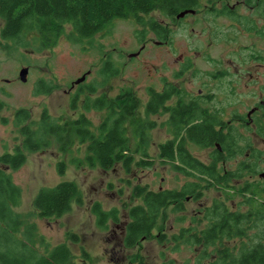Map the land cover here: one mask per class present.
Returning <instances> with one entry per match:
<instances>
[{
  "label": "rangeland",
  "instance_id": "rangeland-1",
  "mask_svg": "<svg viewBox=\"0 0 264 264\" xmlns=\"http://www.w3.org/2000/svg\"><path fill=\"white\" fill-rule=\"evenodd\" d=\"M215 5L216 0H200L195 13L179 19L166 17L158 11L142 14L140 21L131 16L115 19L91 39L84 41H74L68 37V24L64 25V33L53 36L49 42L45 40L43 45L30 34L26 36L30 39L26 46L23 40L6 41L0 36V153L12 152L16 145H21L23 138L19 133L20 127L14 124V113L22 108L30 115L24 123L32 129L37 127L43 111H46L61 121L77 118L84 113L96 131L107 110H84L87 85L96 86V91L89 94L91 99L102 93L114 98L126 88L132 90L139 100L137 116L143 115L149 98L147 88L161 90L165 82L174 84L190 96L198 95L199 90L216 94L212 97V104L219 102L220 106L225 105L223 110L221 108L220 117L227 126H233L230 130L235 128L234 117L229 114L234 102L239 111L247 113L250 106L259 101L261 92L264 93V80H243L244 86L241 85L236 91L238 101L234 100L236 97L229 96L228 80H216L218 69L233 71L230 63L235 59L231 55V44L221 40L216 33L220 18L216 16V11H212ZM151 21L170 30L167 36L158 38L148 26ZM2 27L0 18V31ZM240 39L245 44L251 41L248 37ZM104 64L118 69L106 82L101 72ZM27 66V79L22 82L19 71ZM249 69L253 74L260 71L255 64ZM87 71L90 73L82 83L73 84ZM41 83L56 87L45 93L39 87ZM170 101L174 102L175 98ZM167 116L164 113L151 116L157 126L151 130V144L148 147V153L155 159L150 168L133 164L127 172L121 163H116L109 170H103L96 164L91 167L85 159L86 145L76 140L66 151H61L54 139L46 148L35 152L25 151L26 161L19 168L8 170L13 182L21 189V199L14 211L36 224L37 235L43 236L49 247L65 242L79 261L81 249L88 253L92 264H140L139 260L143 264H170V261L180 263L193 260L200 249L176 245L173 234L178 233L181 227H202L206 221L202 220L199 212L214 200L225 199L230 208H246L239 194L242 184L246 179L264 180L259 175L261 171L264 172V130L253 133L250 129L237 128L238 133L247 139L244 143L247 149L233 160H227L225 165L226 168L235 169L236 164L254 150L261 165L256 174L244 175L223 189L206 188L202 197H188L186 208L182 211L173 212L168 207L165 209L166 216L159 221L161 233L155 231L152 238L140 240L134 247L127 248L122 242L128 220L124 206L136 202L131 197L132 187L141 184L153 190L180 189L191 180L172 169L170 164L159 161L158 143L171 137L166 126L161 125ZM227 126L222 129L224 132ZM127 134L133 152L134 139L129 124ZM189 149L203 162L211 161L213 147L190 145ZM134 158L137 160L139 155L135 154ZM59 162L64 163L63 172L58 170ZM65 180L77 184L82 203L73 202L70 211L59 217H39L33 205L39 189ZM94 202H100L105 210L117 208L119 222L108 221L107 228L99 227L91 210ZM73 235L77 239L74 240ZM37 245L42 253L45 246Z\"/></svg>",
  "mask_w": 264,
  "mask_h": 264
},
{
  "label": "trees",
  "instance_id": "trees-1",
  "mask_svg": "<svg viewBox=\"0 0 264 264\" xmlns=\"http://www.w3.org/2000/svg\"><path fill=\"white\" fill-rule=\"evenodd\" d=\"M199 3L200 0H0V18L3 21L0 35L6 41L23 40L26 46L30 40L26 36L30 34L43 45L45 40L49 42L53 36L64 33V25L68 24V37L84 41L115 19L131 16L140 21L142 14L153 11L174 19L183 10H196ZM148 26L158 38L166 37L170 31L154 21ZM117 71L111 64H104L101 68L104 82ZM39 87L47 93L56 86L41 83ZM86 87L84 110H107L96 131L84 113L61 121L43 111L35 129L24 123L30 118L26 109L14 113V124L20 127L23 140L12 152L0 153V264H92L84 249H81L79 261L65 242L49 247L43 236L37 235L36 224L14 211L21 199V189L13 182L8 170L17 169L26 161L25 151L46 148L51 139L57 142L61 151H66L75 140L85 144V159L91 167L96 164L103 170H109L116 163H121L127 172L133 164L150 168L155 159L148 153V147L151 130L157 126L151 116L168 114L161 125L166 126L171 137L158 143L159 161L170 164L172 169L191 180L180 189L153 190L141 184L132 187L131 197L136 202L124 206L128 220L122 242L127 248L134 247L140 240L152 238L155 231L161 233L159 221L166 216L168 207L173 212L182 211L188 197L198 199L202 197L203 190L210 187L223 189L233 180L256 174L261 167L259 157L252 150L236 164L235 169L226 168L227 160H233L247 149L244 145L247 139L238 133L236 127L230 130L233 126H227L214 111H208L203 106L202 96H190L174 84L165 82L161 90L147 88L149 98L143 115L137 116L139 100L132 90L126 88L114 98L102 93L91 99L89 94L96 91V86ZM173 98L175 101L170 103ZM128 124L134 139L133 152L139 155L137 160L127 134ZM225 126L227 130L224 132L222 128ZM217 144L220 150L216 148ZM190 145L213 147L211 161L206 163L195 157ZM57 167L63 172L64 163L59 162ZM239 194L246 206L244 210L228 207L225 199L214 200L199 212L202 220L206 221L202 227H181L178 233L173 234L176 245L184 244L200 250L193 260L169 263L264 264V180L246 179ZM81 196L77 184L65 180L40 188L33 205L41 218L59 217L70 211L73 202L81 204ZM91 210L101 228H107L108 221L119 222L120 215L115 207L105 210L100 202H94ZM72 237L77 239L75 235ZM38 243L45 246L42 253ZM139 262L143 264L141 260Z\"/></svg>",
  "mask_w": 264,
  "mask_h": 264
},
{
  "label": "flooded vegetation",
  "instance_id": "flooded-vegetation-1",
  "mask_svg": "<svg viewBox=\"0 0 264 264\" xmlns=\"http://www.w3.org/2000/svg\"><path fill=\"white\" fill-rule=\"evenodd\" d=\"M215 11L216 16L220 18L216 33L221 40L231 44V55L235 59L230 63L233 71L221 68L215 77L216 80H228L229 96L236 97L234 100L238 101L236 91L241 85L244 86L243 80H264V0H216ZM241 37L244 39L248 37L250 43H243ZM254 64L260 70L255 74L249 69ZM89 73L90 71H87L85 74ZM200 91L198 95L204 99L203 106L220 116L221 108L223 110L225 105L220 106L219 102L213 105L212 97L216 94ZM229 114L234 117L233 124L236 128L250 129L253 133L264 130V93L261 92L259 101L250 106L247 113L239 111L238 105L234 102ZM262 140L264 141L263 138Z\"/></svg>",
  "mask_w": 264,
  "mask_h": 264
},
{
  "label": "water",
  "instance_id": "water-1",
  "mask_svg": "<svg viewBox=\"0 0 264 264\" xmlns=\"http://www.w3.org/2000/svg\"><path fill=\"white\" fill-rule=\"evenodd\" d=\"M195 10L194 9H187V10H183L181 12H179L178 14H176V18H181L184 17L187 13H194ZM27 73H28V67H22L19 71V79L22 82H25L27 79ZM86 74H83L81 77L77 78L73 84H79L80 82L84 81ZM217 147L219 148V145H217ZM260 176L264 178V172L260 173Z\"/></svg>",
  "mask_w": 264,
  "mask_h": 264
},
{
  "label": "bare ground",
  "instance_id": "bare-ground-1",
  "mask_svg": "<svg viewBox=\"0 0 264 264\" xmlns=\"http://www.w3.org/2000/svg\"><path fill=\"white\" fill-rule=\"evenodd\" d=\"M145 33H147V31H145ZM42 112V111H41Z\"/></svg>",
  "mask_w": 264,
  "mask_h": 264
}]
</instances>
